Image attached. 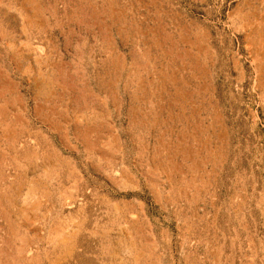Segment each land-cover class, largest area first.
Instances as JSON below:
<instances>
[{"label": "rangeland", "instance_id": "obj_1", "mask_svg": "<svg viewBox=\"0 0 264 264\" xmlns=\"http://www.w3.org/2000/svg\"><path fill=\"white\" fill-rule=\"evenodd\" d=\"M0 264H264V0H0Z\"/></svg>", "mask_w": 264, "mask_h": 264}]
</instances>
